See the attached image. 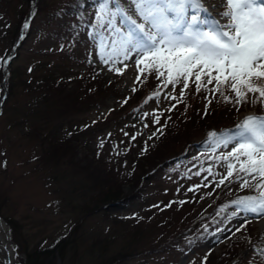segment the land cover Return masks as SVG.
Returning <instances> with one entry per match:
<instances>
[{"label":"rangeland","instance_id":"374dc122","mask_svg":"<svg viewBox=\"0 0 264 264\" xmlns=\"http://www.w3.org/2000/svg\"><path fill=\"white\" fill-rule=\"evenodd\" d=\"M74 1L38 0L31 35L16 50L18 58L9 60L3 69L2 59L12 40H0V219L9 234L5 237L0 229V236L8 241L11 264H29L28 258L35 251L40 252L66 234L64 260L53 253L50 264H97L100 258L113 256L125 237L126 241L131 239L130 229L135 226L139 233L133 239L144 253L155 247L158 251L126 264H264V215L250 217L251 212L232 203L256 193L240 189L235 180L216 186L226 173L225 162L218 157L232 146L214 149L209 138L212 131L234 130L246 114L264 115V107L250 102L236 105L234 94L227 90L224 96L232 102H226L219 93H197L194 85L186 90L183 102L177 103L164 98L172 92V86L164 88L155 75L135 81L132 60L124 62L129 67L123 75L110 70L123 65L105 64L100 59L96 35L100 29L93 25L101 0H78L82 5L79 16L62 20L70 34L56 33L58 39L48 53L53 65L34 69L41 66L40 60L48 59L35 50L44 53L48 32L57 31L59 13ZM26 10V0H0V24L14 21ZM38 74L46 80L48 74L52 75L54 84L73 93L76 112H57L62 109L61 91L45 86L47 83L36 86L33 82ZM30 77L34 78L32 82H28ZM74 81L83 84L77 86ZM158 86L159 102L152 99L145 103ZM179 92L177 86L172 94L179 96ZM44 94L52 106L43 105L33 114L32 106ZM92 101H100V105L94 103L89 108ZM173 104L175 108L168 111ZM153 113H162L159 123H153ZM76 130L79 133L75 134ZM192 142L196 144L189 146ZM106 156L117 157V161L122 157L125 165L130 162L139 175L133 179L136 185L126 182L125 175L132 166L126 170L124 165L121 174H107L124 181L122 185L109 181L113 183L111 189L118 182L122 197L137 195L140 189L126 208L131 214L123 216L122 227L116 228L123 233L122 238H116L113 226L103 224L100 216L87 214L93 206L89 200L79 198L74 203L72 195L77 190L54 179L57 165H61L70 173L77 172L80 179L85 175L103 181L106 175L101 174V167ZM150 170L155 173L149 179ZM71 205L74 211L69 209ZM85 214L78 227L69 232L72 223ZM99 248L104 249L102 257Z\"/></svg>","mask_w":264,"mask_h":264},{"label":"snow or ice","instance_id":"6c2138e0","mask_svg":"<svg viewBox=\"0 0 264 264\" xmlns=\"http://www.w3.org/2000/svg\"><path fill=\"white\" fill-rule=\"evenodd\" d=\"M95 19L101 61L120 62L122 68L110 70L123 75L129 67L124 62L132 60L135 81L155 75L164 88L172 86L165 99L182 103L194 85L197 93L224 96L227 90L236 105L264 107V0H101ZM177 86L179 96L172 94ZM160 95L158 86L145 103L159 102ZM224 99L232 102L228 96ZM173 108L175 104L168 111ZM152 115L153 123H159L162 113ZM209 138L214 149L232 146L218 157L225 162L226 173L216 186L239 182L240 189L256 194L232 203L245 212L264 214V115L246 114L234 130L212 131Z\"/></svg>","mask_w":264,"mask_h":264},{"label":"trees","instance_id":"16d2710c","mask_svg":"<svg viewBox=\"0 0 264 264\" xmlns=\"http://www.w3.org/2000/svg\"><path fill=\"white\" fill-rule=\"evenodd\" d=\"M31 0H26L27 2V8L28 5L30 3ZM38 4V0L37 3ZM81 10L80 7V2L78 0H75L74 2H70L66 5L65 8H63L61 10V12L59 13V19H58V24L59 26L57 27V31H53L52 33L48 32L47 35V39L45 40V47L44 50H42L44 53H39L40 50L36 51V53L40 54V55H47L48 59L45 60H40L38 62L41 63V66L36 67L34 69L37 70V68L43 67L45 65L52 66L53 62H51L50 60V55L48 56V53H51V49L54 47V43L57 41L58 36L56 35V33L65 35V33L70 34V30L69 27H67L65 25V23H62L63 18H70V17H76L79 16V13ZM26 13V12H25ZM24 15L22 16H17V18L14 19V21L12 22H2L0 24V27L2 31H0V40L6 37H10L9 41L12 40L11 45L13 44V42L15 41L18 33H19V28H20V22L23 20ZM7 33H9V35L7 36ZM32 31H31V23L30 26L26 32V37L24 38V40L22 41V44H24L26 42V40L29 38V36L31 35ZM55 33V34H54ZM45 39V38H43ZM56 40V41H55ZM42 41V39H41ZM41 52V51H40ZM72 55V54H70ZM19 56L18 52H16L14 60L17 59ZM72 57V56H71ZM11 64V63H10ZM37 64V65H38ZM57 68V67H56ZM32 69V70H34ZM31 70V73H32ZM48 71V70H46ZM41 77V74H38V79L34 80L33 83L36 84V86L38 85L39 87L44 86L45 83H47L48 85L45 86H50V88H52L53 90L57 89L60 93V97L59 99L63 101V103H61V110L57 109V112L60 113V111H68L69 113H73L76 112V99L75 96L73 95V93H67L64 92L65 88L64 87H60L58 86V84H54L52 79V75L48 74V78L47 80L45 78H39ZM34 78L30 77V79L28 78V82H32ZM84 82V81H83ZM69 83V82H68ZM71 83V81H70ZM74 85H81L83 84L82 82L79 81H74L73 82ZM41 85V86H40ZM58 87V88H56ZM83 87H86L85 84L83 85ZM104 92V91H103ZM73 96H72V95ZM48 95L44 94V95H40L39 97H37L38 99V104L36 103L35 106H32L33 110H30L33 114L34 112H38L39 109H42L43 105H47V107L52 106V102H50V99H46ZM103 97H106V94H104ZM102 98V97H101ZM93 102V101H92ZM91 102L89 108H93L94 103L97 104L98 106L100 105V101H94L93 103ZM74 103V104H73ZM63 105V107H62ZM59 115V114H58ZM75 128L78 130L77 126H75ZM54 130L56 129V126L53 128ZM75 132V134L79 133V131ZM74 134V135H75ZM94 134H98L96 133H90V135H94ZM95 136V135H94ZM191 144H189L190 146ZM188 147V146H187ZM125 160L120 157L119 160L117 161V157H107L105 158V160L102 161V167H101V171H102V175H106L105 180L103 181H99L98 179H94L91 180L89 177L85 176L83 178L80 179V176L78 175L77 172H73L70 173L68 172L64 166L61 165H57V172L55 173V180L57 179L59 184H65V186L71 187V188H75V190H77L76 193H73L74 195H72L73 198V202L74 203H78L79 198L80 199H85V200H89L88 202H91V204H93L92 207H90L89 210H87V214H89L90 216H95L98 215L100 216L102 223L105 224L106 226H113V228L115 229V237L116 238H122L120 231H118L116 228H118L119 226L122 227L121 223L124 222V219L122 218L123 216H127L130 212L129 209H126L127 207H129V205L132 204V201L135 200V198H137L140 189H137V195L132 194L129 195L127 197H122L121 193H120V187L118 188V182L122 183L124 181L122 180H117L116 178H110L107 177V174H110V171H114V175L121 174L126 168L125 166H127V169L129 168V166H132V164L130 162L127 161V164L125 165ZM112 164V165H110ZM125 165V166H124ZM129 165V166H128ZM108 167V168H107ZM66 170V171H65ZM100 171V172H101ZM155 171V170H154ZM153 170H150V176L148 177L150 179L151 176H153V174L155 173ZM136 170L135 168L132 166L131 167V171L128 170V174L125 175L126 176V182L130 181L131 183H134L136 178L139 175H136ZM88 176L92 177L91 175L87 174ZM146 175V174H145ZM148 175V172H147ZM110 179V180H109ZM111 179L113 180V183L118 181L116 184V188L115 189H111V186L113 183L109 182L111 181ZM135 179V180H133ZM87 180H90V182L87 183ZM128 180V181H127ZM109 183V185H108ZM136 183V182H135ZM137 185V183H136ZM118 188V189H117ZM87 195V196H85ZM165 207L161 206L160 210H163ZM218 206H216V209ZM71 211H74V207L71 205V208H69ZM122 210H128L129 212H121ZM151 209L145 211L146 213H148ZM151 213H154V211L152 210ZM131 214V213H130ZM86 216V214L84 216H82L81 218H79V220L75 221L74 223H72V225L69 228V232L72 231L73 229H75L76 227H78L79 222H81L84 217ZM83 218V219H82ZM139 225V224H138ZM133 233H131V236H135L136 234H138V227H133L130 229ZM133 237L129 240L126 241V237H125V243L122 244L120 246L119 249H117V252L115 254H113V256H110L109 258H106V260H103L100 258V260L98 262H96L97 264H126L127 262H129L132 259H136L139 258L140 256H143L144 251L138 246L137 243H135ZM67 240H68V234L64 235L63 237L60 238V240H57L51 244L48 245V247H46L45 249L39 251H35L33 253L32 257L33 259L31 260L29 259V264H50V258L52 257L53 253L54 254H58L60 256V260L63 261L65 256H66V246H67ZM92 245V244H91ZM89 249V248H88ZM90 250V249H89ZM100 252L99 257H102L103 255H105L104 253V249L99 248L98 249ZM156 251H158V248L155 247V250H149V252L147 254H152L155 253ZM104 253V254H103Z\"/></svg>","mask_w":264,"mask_h":264},{"label":"bare ground","instance_id":"6f19581e","mask_svg":"<svg viewBox=\"0 0 264 264\" xmlns=\"http://www.w3.org/2000/svg\"><path fill=\"white\" fill-rule=\"evenodd\" d=\"M262 226L264 224V221L261 223ZM2 224L0 223V229L2 228ZM3 229V228H2ZM2 234V233H1ZM11 252L8 247V244L2 237L0 236V264H11V258H10Z\"/></svg>","mask_w":264,"mask_h":264}]
</instances>
